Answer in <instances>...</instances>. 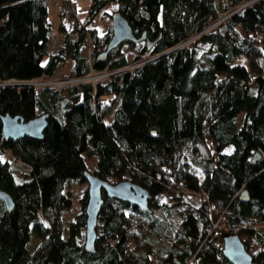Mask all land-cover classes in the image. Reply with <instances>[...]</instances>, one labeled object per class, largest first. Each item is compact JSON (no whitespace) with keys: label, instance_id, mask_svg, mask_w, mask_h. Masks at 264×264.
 Wrapping results in <instances>:
<instances>
[{"label":"trees","instance_id":"16d2710c","mask_svg":"<svg viewBox=\"0 0 264 264\" xmlns=\"http://www.w3.org/2000/svg\"><path fill=\"white\" fill-rule=\"evenodd\" d=\"M47 2L0 0L1 81L51 77L68 58L70 75L82 76L170 50L66 92L0 84V115L50 113L42 138L5 139L0 119V188L13 200L8 209L0 198V264H232L222 247L233 233L264 264V0H90L81 14L76 0H62L51 47ZM114 11L145 37L98 60ZM99 14L105 29L95 24ZM142 40L136 54L124 53ZM5 150L26 165L22 181ZM93 156L92 172L139 184L150 198L144 209L103 192L88 252L87 186L75 194L67 184L86 181Z\"/></svg>","mask_w":264,"mask_h":264},{"label":"water","instance_id":"95a60500","mask_svg":"<svg viewBox=\"0 0 264 264\" xmlns=\"http://www.w3.org/2000/svg\"><path fill=\"white\" fill-rule=\"evenodd\" d=\"M111 25L113 31L112 36L107 43L106 48L98 53V60H104L111 49L124 41H139L145 37L144 32L140 36H136L127 19L119 11H114L112 13ZM152 44V41H147V48H150ZM165 53L166 52L160 53L158 56ZM14 83L26 84L23 81H17ZM67 101V97H64L61 100L62 109L65 107ZM49 115V112H42L28 120H24L17 114H2L0 115V119L3 136L5 139H17L24 135L42 138ZM257 158L258 154L256 153L252 157V162ZM82 173L86 179L88 191V201L85 208L87 216L84 230V249L88 252H94L97 235V215L103 202V192L109 197L136 204L144 209L148 208L150 193L143 186L132 183L129 180L123 179L111 182L99 177L96 173L87 169L83 170ZM241 197H247L246 191H242ZM0 198L3 199L6 208L10 209L13 206L12 197L7 191L1 188ZM222 253L232 264H259L253 260L251 253L246 249L243 241L235 233L225 234L223 236Z\"/></svg>","mask_w":264,"mask_h":264},{"label":"rangeland","instance_id":"374dc122","mask_svg":"<svg viewBox=\"0 0 264 264\" xmlns=\"http://www.w3.org/2000/svg\"><path fill=\"white\" fill-rule=\"evenodd\" d=\"M89 1L90 0H76V3H77V8H76V12L77 14H81L83 13L87 7H88V4H89ZM62 4V0H48L47 2V18L51 24V27H52V33L50 35V40L48 42V45L51 47V46H54L55 45V42H56V39L59 37V34L57 32V25H58V22H59V15H58V10H57V7L60 6ZM221 17V20L222 18H224V14H220ZM64 20V23L66 25V27H71V25L73 24V18H70L68 16H65L63 18ZM96 26L100 29H105L108 25V21H107V18L105 17H102L98 16V18L96 19ZM211 27L210 25H208L206 27L209 28ZM197 35V33L193 34L192 37L188 38L187 40L183 41L185 42L184 44L188 43L189 39H192L193 37H195ZM143 41H140L138 42V46H135V47H131V48H128L126 47V44H124L122 46V49L124 51L125 54H128L129 57L133 56L134 54L137 53L138 51V48L139 46H141L143 44ZM183 42H181L180 44H182ZM90 50H91V43H90V38L88 37L87 38V41L84 43L83 47H82V54L86 55V56H89V53H90ZM170 50V49H169ZM169 50H163L161 51L160 53H164V52H167ZM158 53V55L160 54ZM154 55H148L146 57H142L141 59L137 60V61H132V62H129V68L134 67L133 64L135 63V66L144 62V61H147L149 58L153 57ZM46 58V55L44 56V59ZM156 57H153L152 59H154ZM150 60V59H149ZM72 64H73V59L72 58H68L62 65H60L56 71V74H54L53 76L51 77H48L49 79H43V80H51V79H58V78H64V77H72V75H70L71 73V69H72ZM85 76L87 80H94L95 82L96 81H103V80H106V79H109L110 77V74H109V69L105 68L101 71H94V70H90L88 74H86ZM85 79V80H86ZM38 81V78L34 79V81ZM17 81H20V80H14V79H10V80H7V81H1L0 80V84L1 83H13V82H17ZM33 81V80H32ZM52 81V80H51ZM74 82V85L78 84V80H73ZM58 83V82H56ZM66 84V82H64V85ZM35 85V84H34ZM36 86V85H35ZM78 86V85H77ZM37 87H40V86H37ZM69 88V87H68ZM61 89H63L65 92H66V89H67V86L66 87H62ZM38 112H40L38 110ZM231 148L228 147L227 150H230ZM2 158L3 159H8L11 164H12V168L13 170L15 171L14 172V178L16 181H22L26 176L22 173H18L20 171H24V170H27V167L25 164L21 163L19 160L15 159V157L10 153L9 150H5L4 154L2 155ZM86 161H87V164L89 166V170L90 171H93L94 167L96 166V157L93 156V157H89V158H86ZM87 186V182H78V181H70L68 182L67 184V187L70 191H72L73 193L77 194L81 191V189H83V187ZM193 195L190 193V191H187L186 193H184L183 197L184 199H191ZM78 207L79 205L77 204V202L74 203V205L69 208L65 213H64V220L67 222L69 221L74 213L78 210Z\"/></svg>","mask_w":264,"mask_h":264},{"label":"built area","instance_id":"2783aa9c","mask_svg":"<svg viewBox=\"0 0 264 264\" xmlns=\"http://www.w3.org/2000/svg\"><path fill=\"white\" fill-rule=\"evenodd\" d=\"M61 7H58V10H60ZM225 17V16H224ZM223 19V18H222ZM219 20H221V17H219L215 22H213L210 26H213L216 22H218ZM206 29V28H205ZM204 30V29H203ZM202 30V31H203ZM201 32V31H200ZM200 32H198L197 34H199ZM186 42V41H185ZM185 42H183L182 44H184ZM181 45V44H179ZM158 55H154L153 57H157ZM153 57L149 58V59H152ZM148 59V60H149ZM129 65H125V66H122V67H119V68H116V69H109V74L112 75L116 72H119L123 69H127L129 68L128 67ZM133 66H135V63L133 64ZM132 67V66H131ZM90 70H93V69H90ZM103 70V69H102ZM94 71H101V70H94ZM87 76L85 75H82V76H74L72 75V77H64V78H58V79H51V80H43V79H49V78H41V77H37L38 78V81H34V79L36 78H32V79H27V80H20V81H23L25 82L26 84H30V85H36V86H40V87H44V88H55V89H61L62 87H71L74 85V79L75 80H78V84L76 85H79L81 82H84V81H91L93 83H95L94 80H87L86 79ZM86 79V80H85ZM33 80V81H32ZM58 82V83H56ZM64 82H66V84L64 85ZM34 85V86H35ZM214 226H216V224H214ZM158 263V259L155 258L153 260V263L152 264H157Z\"/></svg>","mask_w":264,"mask_h":264}]
</instances>
